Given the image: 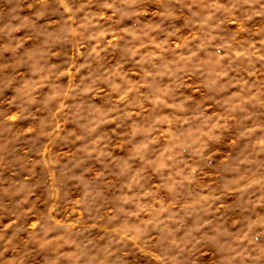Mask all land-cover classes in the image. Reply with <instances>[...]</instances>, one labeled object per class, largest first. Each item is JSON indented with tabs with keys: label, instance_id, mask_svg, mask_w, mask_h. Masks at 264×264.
Wrapping results in <instances>:
<instances>
[{
	"label": "clouds",
	"instance_id": "9594fccd",
	"mask_svg": "<svg viewBox=\"0 0 264 264\" xmlns=\"http://www.w3.org/2000/svg\"><path fill=\"white\" fill-rule=\"evenodd\" d=\"M0 264H264V0H0Z\"/></svg>",
	"mask_w": 264,
	"mask_h": 264
},
{
	"label": "rangeland",
	"instance_id": "374dc122",
	"mask_svg": "<svg viewBox=\"0 0 264 264\" xmlns=\"http://www.w3.org/2000/svg\"><path fill=\"white\" fill-rule=\"evenodd\" d=\"M74 214H76V213H74Z\"/></svg>",
	"mask_w": 264,
	"mask_h": 264
}]
</instances>
